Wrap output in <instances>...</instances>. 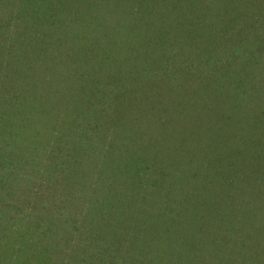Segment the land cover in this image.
I'll return each mask as SVG.
<instances>
[{
	"label": "trees",
	"instance_id": "1",
	"mask_svg": "<svg viewBox=\"0 0 264 264\" xmlns=\"http://www.w3.org/2000/svg\"><path fill=\"white\" fill-rule=\"evenodd\" d=\"M0 264H264V0H0Z\"/></svg>",
	"mask_w": 264,
	"mask_h": 264
}]
</instances>
